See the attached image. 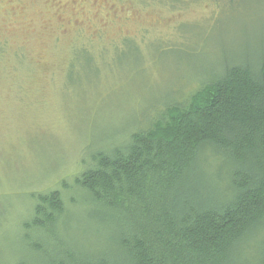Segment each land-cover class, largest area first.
Segmentation results:
<instances>
[{"label": "rangeland", "instance_id": "obj_1", "mask_svg": "<svg viewBox=\"0 0 264 264\" xmlns=\"http://www.w3.org/2000/svg\"><path fill=\"white\" fill-rule=\"evenodd\" d=\"M156 2L0 0V263L29 257L36 194L73 184L96 151L225 65L264 55V0L217 17L201 1L177 12ZM70 194L80 205L58 224L66 240L94 228Z\"/></svg>", "mask_w": 264, "mask_h": 264}, {"label": "trees", "instance_id": "obj_2", "mask_svg": "<svg viewBox=\"0 0 264 264\" xmlns=\"http://www.w3.org/2000/svg\"><path fill=\"white\" fill-rule=\"evenodd\" d=\"M156 1L173 12L205 2L217 17L243 0ZM198 85L83 161L73 184L36 194L29 257L0 264H264V55ZM73 190L94 228L66 240L58 224L80 205Z\"/></svg>", "mask_w": 264, "mask_h": 264}]
</instances>
